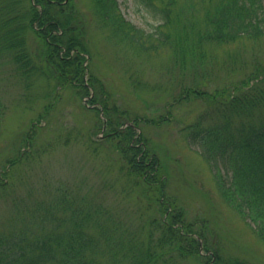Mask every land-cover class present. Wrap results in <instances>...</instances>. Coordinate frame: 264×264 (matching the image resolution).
Wrapping results in <instances>:
<instances>
[{
  "label": "trees",
  "instance_id": "16d2710c",
  "mask_svg": "<svg viewBox=\"0 0 264 264\" xmlns=\"http://www.w3.org/2000/svg\"><path fill=\"white\" fill-rule=\"evenodd\" d=\"M92 1L103 25L116 37L142 51L169 49L176 64L205 62L210 44L256 41L264 36V0H184L180 5L178 0H138L162 19L158 35L147 37L125 20L117 0ZM77 13L73 0H0V56L9 54L29 87L30 79L41 76L63 89L92 96L88 105L95 106L97 116L103 110L107 129L93 143L114 147L122 161L124 187L137 191L138 204L144 203L143 215L150 208L153 215H144L142 227L147 231L141 238L137 231L121 228L109 209L64 189L57 198L34 208L35 228L24 223L1 232L0 264H179L190 258L199 264H226L219 250L208 245L206 223L196 231L197 223L186 222L184 210L167 193L168 175L158 154L137 132L140 122L159 125L161 121L129 120L127 110L109 104V92L88 69L86 32ZM28 32L41 42L39 65L27 45ZM262 70L246 76L230 92L209 95L196 83L184 86L176 99L178 103L204 100L213 111L210 122L199 117L183 128L186 139L216 169L225 202L253 223L264 242ZM31 141L27 136L25 150L0 166V189L6 187L13 167L27 157Z\"/></svg>",
  "mask_w": 264,
  "mask_h": 264
},
{
  "label": "rangeland",
  "instance_id": "374dc122",
  "mask_svg": "<svg viewBox=\"0 0 264 264\" xmlns=\"http://www.w3.org/2000/svg\"><path fill=\"white\" fill-rule=\"evenodd\" d=\"M73 2L86 32L88 69L103 82L111 96L109 104L127 110L129 120L161 121L159 125L140 122L137 132L158 154L168 175L167 193L184 210L186 222L197 223L196 231L206 223L208 245L219 250L226 264H264V242L253 223L225 202L216 169L197 146L188 143L183 131L199 117L210 122L213 111L204 100L177 102L186 85L199 83L202 90L214 95L218 90L230 92L253 72L261 73L264 36L256 41L210 44L205 62L176 64L169 49L142 51L116 37L103 25L92 0ZM117 2L125 20L145 37L158 35L159 16L138 0ZM27 45L38 60L41 42L32 32H28ZM30 81L29 87L9 54L0 56V166L25 150L27 136L32 139L27 157L13 167L6 187L0 189V234L24 223L35 228L34 208L57 198L65 189L109 209L121 228L137 231L144 238L147 228L142 227V221L144 215H153V208L143 215L144 203L138 204L137 191L124 187L119 169L122 161L114 147L93 143L107 129L103 130L101 113L98 117L95 107L88 105L92 97L63 89L41 76ZM48 106L51 108L45 114ZM179 264L199 263L190 258Z\"/></svg>",
  "mask_w": 264,
  "mask_h": 264
}]
</instances>
